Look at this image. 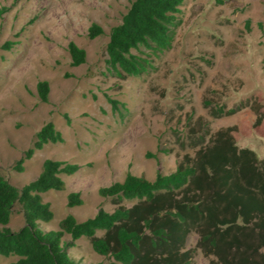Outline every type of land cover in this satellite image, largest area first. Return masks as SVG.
<instances>
[{
	"label": "rangeland",
	"instance_id": "374dc122",
	"mask_svg": "<svg viewBox=\"0 0 264 264\" xmlns=\"http://www.w3.org/2000/svg\"><path fill=\"white\" fill-rule=\"evenodd\" d=\"M131 1L0 0V176L20 188L37 176L45 159L78 166L71 175L59 174L61 189L41 194L52 211L49 221L37 222L43 231L56 230L67 214L82 221L98 208L112 211L117 204L97 190L126 172L152 180L157 171L171 172L184 154L192 156L188 117L206 123L208 136L228 155L248 154L256 167L263 163L264 0H184L170 48L149 56L147 73L121 79L106 69L105 44ZM91 23L102 33L90 39ZM68 41L85 51L83 63L70 65ZM38 80L48 84L45 102L36 94ZM108 99L117 102L114 108ZM204 100L238 110L211 118ZM48 120L62 142L44 144L21 171L14 170ZM71 191L79 193L80 205H66ZM22 225L15 204L0 229ZM196 239L191 232L184 243L190 264H210L213 257L196 248ZM67 253L78 264L109 260L84 236ZM16 259L0 255V264Z\"/></svg>",
	"mask_w": 264,
	"mask_h": 264
},
{
	"label": "trees",
	"instance_id": "16d2710c",
	"mask_svg": "<svg viewBox=\"0 0 264 264\" xmlns=\"http://www.w3.org/2000/svg\"><path fill=\"white\" fill-rule=\"evenodd\" d=\"M184 0H132L120 22L110 27L105 44V66L114 76L139 77L151 68L149 56L170 48L179 25L176 14ZM102 33L91 23L87 37ZM70 65L84 62L85 51L68 41ZM134 51V52H133ZM38 99L45 102L48 84L35 83ZM114 108L117 102L108 99ZM207 107L211 118L235 113L224 104ZM187 144L193 155L184 154L174 169L155 172L152 180L126 172L122 180L99 187L101 197L117 205L108 212L98 208L82 221L67 214L56 230H41L52 211L41 194L59 190V174H73L74 163L45 159L37 176L17 188L0 176V225L9 222L15 204L20 206L23 225L16 231L0 229V255L16 256L10 264H78L67 251L81 236L91 249L109 258L108 264H190L186 237L197 235L195 246L213 259L210 264H264V160L256 167L248 154L228 155L218 140L210 138L206 123L188 117ZM192 121V122H191ZM62 142L50 120L34 133L31 145L13 165L21 171L24 160L46 143ZM147 156H150L147 153ZM133 202L130 206L119 204ZM78 192L66 195V205L81 204ZM100 231L101 235H96ZM64 234L69 236L63 241ZM96 264H101L100 262Z\"/></svg>",
	"mask_w": 264,
	"mask_h": 264
}]
</instances>
